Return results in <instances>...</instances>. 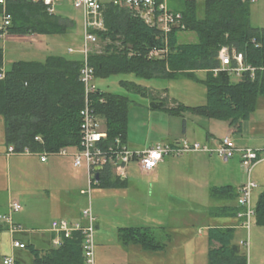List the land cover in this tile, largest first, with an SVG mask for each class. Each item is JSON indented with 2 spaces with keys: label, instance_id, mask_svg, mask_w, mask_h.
Returning a JSON list of instances; mask_svg holds the SVG:
<instances>
[{
  "label": "trees",
  "instance_id": "trees-1",
  "mask_svg": "<svg viewBox=\"0 0 264 264\" xmlns=\"http://www.w3.org/2000/svg\"><path fill=\"white\" fill-rule=\"evenodd\" d=\"M156 3L162 0H155ZM251 2L243 0H203L204 15L197 16L195 0H183L178 12L183 28L170 30L166 35L145 22L132 9L107 3L102 6L103 31H96L100 48L89 56L95 80L116 74H135L141 77H172L176 73L206 71L203 84L205 103L189 110L196 115L227 122L239 130L264 103V28L250 25ZM11 16L6 34L30 36L52 34L55 19L48 16L42 5L24 0H8L5 7ZM2 8L0 6V18ZM42 28V29H41ZM179 32H191L194 43H180ZM241 53L243 64L252 69L240 74L235 81L221 70L218 54L221 48ZM152 50H161L160 57L149 58ZM234 61L231 65L234 66ZM81 56L69 61L50 57L45 62L18 61L3 69L0 48V118L3 122V146L19 154L28 149L32 153H58L60 150L78 151L81 146L80 111L84 105V89L79 80ZM131 90L138 86L124 83ZM94 114L104 121L106 143L127 133L128 98L98 91L90 96ZM102 100V101H101ZM151 107L179 114L183 107L166 108L161 101ZM36 138H39L36 140ZM23 158V157H22ZM112 166H104L93 188H113L119 184L112 178ZM113 179V180H111ZM236 199L237 193L215 189ZM253 224L264 227V191L254 207ZM236 214V212H235ZM2 227L0 226V230ZM234 231L227 228L208 229L209 244L216 243L207 253L208 264H247L245 251L234 242ZM124 245L138 246L143 251H162L153 232L142 228L119 229ZM33 264H84L81 237L72 235L62 246L41 253L30 242L25 243Z\"/></svg>",
  "mask_w": 264,
  "mask_h": 264
},
{
  "label": "crops",
  "instance_id": "crops-1",
  "mask_svg": "<svg viewBox=\"0 0 264 264\" xmlns=\"http://www.w3.org/2000/svg\"><path fill=\"white\" fill-rule=\"evenodd\" d=\"M100 1L102 6L108 3V0ZM169 1L170 3L176 5H182L183 3V0H165L168 9L172 11L176 10L169 7ZM71 6L72 5L69 1H65L56 6L57 9L55 10L54 15H52L51 18L55 19L57 26L55 28H50L54 30L52 34H33L30 36L6 34V36L12 40L27 39L30 42L33 41V44H39L41 46V48L43 49L41 53H46L47 51L51 50L52 53H59L49 55L45 54L43 56L45 57L43 62H45L50 57H60L64 58L67 61H69V59H76V56H73V54L75 55V53H73L74 51L69 52V50L71 49L69 48V46L66 48V50H62V47H60L59 41L57 39H51L49 41L41 40L44 37L67 36L70 29L73 27L75 20L78 22L80 21V25H82L81 14L79 13V16V14L76 11L74 12L73 10L72 14V12L69 10ZM194 42H196V37L195 35L193 37V35L191 34H189L182 40L180 39V43L189 44ZM99 43L98 47L100 48ZM33 62L43 63L42 61ZM2 70H6L4 65ZM124 75H126L128 79L120 80L119 85L125 90L127 94L121 95L115 92H105L101 91L99 88L98 89L100 90V92L123 96L129 99L130 104L127 114V133L123 141L128 148L136 151H141L156 144L172 143L179 139H187L191 142H197L209 147H214L216 146L217 142L223 137H229L238 147H247L253 149H261L263 147L264 135L262 136L260 133H258L260 130L264 129L263 102L262 105L258 106L256 111L250 116L248 121L241 123L239 130L234 127H229L227 122L208 119L196 115L189 110L190 108L197 107L205 103L206 89L203 81L205 79L206 71L193 72L192 76H186V72L176 73L171 78L164 76H155L150 78L141 77L132 73ZM231 75L235 81H237L240 76H236L234 74ZM180 80L199 84L203 89L201 91L199 90V95L196 97L193 94H189L190 92L185 93L184 91H186V87L180 88L178 86V88H176L174 86L172 88L169 86V83L181 82ZM124 83L138 86L139 89L131 90L129 86H124ZM164 83H166L167 85L164 86ZM152 101H161L165 103L166 108H183L179 112V114H171L167 110L152 108ZM99 121L102 131L105 132L103 119L99 118ZM14 156L16 158H22L16 155ZM34 158L35 159H32L30 157L25 161H29L33 164L37 163L39 165L38 167L40 168L39 172L34 171L31 166L29 167L27 165L18 164V166L15 168L16 174L20 178L19 183L21 181L22 183L20 184L22 186H27V184L23 180H21L23 179V175L26 177H32L35 183L38 182L35 187L38 186L40 188L38 190L40 195L42 197H45L49 193V181L46 178L45 171L46 173L50 171V168L48 167H52L54 168V170H56V168L58 169V165H56L58 161L52 159L53 161L47 160L46 162L41 163L38 157ZM56 158H59V156H56ZM10 159L11 158H9L8 160ZM49 163H51L52 165H50ZM131 168V174L133 173L135 176H137V174L140 173V175H145L149 179L150 186L147 191L149 197L155 200L163 201V205L169 207L167 210V213L169 215L168 227L157 228L161 232L159 234L161 237H163L162 239H171V233H168L169 229H171L170 231L173 232V237L175 236V231L180 230L181 225H179V223L184 219L185 213L187 212V205L200 207L196 211L188 212L194 213L196 215L195 219H197L201 224L203 223L202 225H204L201 226L200 229L206 230V256L209 248L217 246L216 243L209 244L207 235L208 229H232L234 231V242L238 243V241L241 239L238 236V231H241L242 229L239 228V221L235 216L237 207L234 196H230L228 193L214 192L215 189L221 188L232 190L234 191V193L237 192L238 187H240L244 181V176L240 167L238 157H234L227 162H223L214 154L209 155L204 153L188 154L179 158L169 157L160 162L154 170L148 173L141 172L138 164L136 162H131L128 164L125 177L118 178L120 182L118 185H116V187L105 188L102 190H127L129 187H134L135 185H137L138 182L136 181V179L132 177L131 180L129 176ZM111 172L112 178H117L115 176L114 170H111ZM76 178L78 181L82 180L83 178H86L87 180V171L85 169L83 172L78 171V173L76 174ZM68 189L69 183L64 180L57 188L58 192H60L61 195L64 196L60 201V206L62 207L61 213L62 210H64L65 213H63V216L61 214L59 219L53 220L52 222L60 221L63 219L70 222L80 220V212L86 206L77 211L70 209L69 213L71 196ZM83 189L84 188H79L78 195L81 196L80 192ZM27 194V192H24L23 196L27 197ZM260 194H258L256 197L252 195V204L254 207L258 201ZM16 201L20 204L21 208L19 212L15 214H19L22 211L23 202H20L18 200ZM79 201L80 197H78V199L75 201L77 209H79ZM210 202H213V206L210 205ZM25 204L26 203L24 201V207L26 206ZM6 206L8 208L9 202H6ZM171 207H174L176 211H174V209H172ZM5 212H0V216ZM12 220L15 224L22 226L25 230V232L23 233L14 235V238L24 245L26 242H30L36 249L41 251V253H44L49 249H57L62 246L60 245L59 247H56L53 244L54 239L56 238V234H54L50 230L52 222L50 223L49 227L40 228L34 231L33 229H28L26 227L28 223L22 216L13 215ZM200 220H202V222ZM0 226L2 227L0 232H7V226L5 223L0 222ZM97 227L98 224H96L95 219L94 232ZM149 229L153 228L151 227ZM152 232L157 242L163 244L166 247V243L159 241L158 236H155V232L153 230ZM18 250L19 249L12 250V255H17V259H14V264H19L21 261L19 257H21L20 252L22 251L19 250V252Z\"/></svg>",
  "mask_w": 264,
  "mask_h": 264
},
{
  "label": "rangeland",
  "instance_id": "rangeland-1",
  "mask_svg": "<svg viewBox=\"0 0 264 264\" xmlns=\"http://www.w3.org/2000/svg\"><path fill=\"white\" fill-rule=\"evenodd\" d=\"M197 6V16L202 18L204 15L203 0H195ZM181 4H172L169 1V7L174 10H179ZM57 8H55L56 10ZM69 10L81 12L74 9L73 6ZM73 10V11H72ZM79 14V16H80ZM82 17V15H81ZM80 17V18H81ZM82 25L80 21L74 22L73 27L69 31V36H55V37H44L41 40L57 39L59 41L62 50H66L69 46L73 53V56H80L79 51L82 47V34H83V19ZM1 23V18H0ZM250 25L256 28H264V0H258L250 6ZM81 28V29H80ZM191 32H179V39L187 37ZM33 41L27 39L23 40H12L6 35L0 36V48L4 53L3 65L6 69L10 65L17 61L31 62V61H42L45 54H59L57 52L52 53L47 51L46 53L39 44H33ZM77 54V55H76ZM128 79L124 74L111 75L107 78L97 79L95 84L97 88L105 92H115L117 94H127L125 90L119 85L120 80ZM169 83L170 87L178 86L180 88L186 87L185 93L190 92L194 96L199 95V90L203 88L199 84L192 82L183 81ZM167 84L164 83V86ZM192 89V90H190ZM187 95V94H186ZM259 101V106L262 105V98ZM134 107V106H132ZM256 115V114H255ZM262 136L264 135V129L260 130ZM264 148V145L263 147ZM6 150L3 146V122L0 118V212L3 215L8 212L6 202L20 201L23 202L22 211L19 214H13L15 216H22L28 223L26 226L28 229L36 231L40 228H46L50 226L53 220L63 216L64 210L61 209L60 201L62 196L58 192L57 188L66 181L69 183L70 193V209L77 211L86 206L87 196L78 195L79 188H87V180L83 178L78 181L76 174L78 171L83 172L85 168L75 169L72 167L73 160L69 156L59 157L56 156L48 157V161L57 160L58 169L54 170L52 167L50 171L46 173L48 179L49 193L47 196L42 197L39 193V187H35L37 183L33 181L32 177H26L23 175V180L27 186H22L19 180L20 178L16 174L15 168L19 165L31 166L36 172L40 171L37 163L25 161L28 158L35 159L30 156H20L26 158H16L14 155L9 157L6 156ZM72 152V151H71ZM11 158L10 160H8ZM53 159V160H52ZM15 162V163H13ZM52 163V162H51ZM49 163L50 165H52ZM133 168V167H132ZM130 169L129 176L138 182L134 187H129L127 190H102L93 188L91 191V209L96 224L98 227L94 232V259L95 264H208L205 244V233L206 230H201L202 225L196 218L194 213L188 211H196L200 207L187 205L186 213L183 221L179 223L180 230L173 232L169 229L168 233H171V239H162L160 236L159 227H168V213L169 207L163 205V201L155 200L150 198L147 194L150 186V181L145 175L137 174L135 176ZM54 170V171H53ZM48 171V170H47ZM130 180V179H129ZM252 180L256 181L257 188L254 190V196L264 191V161L256 165L253 170ZM9 181V182H8ZM9 183V185H8ZM9 187V191H8ZM30 187V188H29ZM35 187V188H34ZM24 192H27V197L23 196ZM31 195H30V194ZM36 193V194H35ZM9 194V196H8ZM33 194V195H32ZM35 194V195H34ZM26 197V198H25ZM80 197L79 205H75V201ZM25 201V207H24ZM74 202V203H73ZM85 203V204H84ZM213 202L210 205L213 206ZM174 209V207H171ZM176 211V209H174ZM12 215V216H13ZM175 216V215H174ZM202 222V220H200ZM178 224V223H173ZM153 229H149V228ZM128 228H142L148 229L155 232V236H158V240L166 243V247L163 251H150L146 252L141 250L138 246L124 245L119 235V229ZM9 233L0 232V264L4 257L10 256L11 251V238ZM238 236L242 239L245 237L243 230L238 231ZM31 241V240H30ZM243 249V248H242ZM244 250V249H243ZM19 251V250H18ZM21 259L19 264H32V257L26 250H21ZM245 251V250H244ZM247 256L248 264H264V227L252 225L249 231V250ZM14 259H17V255L13 254Z\"/></svg>",
  "mask_w": 264,
  "mask_h": 264
},
{
  "label": "built area",
  "instance_id": "built-area-1",
  "mask_svg": "<svg viewBox=\"0 0 264 264\" xmlns=\"http://www.w3.org/2000/svg\"><path fill=\"white\" fill-rule=\"evenodd\" d=\"M8 0H0L2 8V17L0 23V36L6 35V28L11 23V16L6 12L5 7ZM31 4H40L43 6L47 15H54L55 8L58 4L69 1L74 9L81 12L83 19L82 47L79 51L81 55V67L79 80L84 89V105L80 111L81 121V146L78 151L60 150L58 153L38 152L32 153L28 149L22 153H15L10 147L6 152L7 157L11 155H20L27 157H38L41 163L47 161L48 157L70 156L73 160L74 168H85L87 171V188L83 189L80 194L87 196V205L80 212V220L70 222L68 220H60L52 222L50 230L56 234L54 245L59 247L64 239H70L72 235L78 234L81 237V250L84 258V264H95L94 259V225L95 218L91 209V191L96 185L94 180L97 166H112L117 178H124L128 164L136 162L141 172L148 173L154 170L157 165L164 159L173 157L179 158L188 154L204 153L214 154L223 162H227L234 157H238L241 170L243 172L244 181L237 189L236 195V218L239 221V228L244 233V239L238 241V245L245 250L246 255L249 250V231L253 225L255 215L254 206L252 204L253 191L257 188V184L252 180V172L257 164L264 161V148L253 149L247 147H238L229 137L221 138L216 146L209 147L197 142H191L187 139H179L172 143L156 144L145 150L136 151L128 148L121 138L116 137L111 142L106 143V134L102 131L99 118L94 114L91 108L90 96L98 91L95 84L94 69L89 63V56L96 51L98 47V38L94 34L96 31H103L102 4L100 0H24ZM255 3L258 0H243ZM116 6H123L132 9L137 14L144 13L142 17L146 23L147 15L153 14L155 17L154 26L166 35L172 30V26L181 25L182 16L180 13L168 9L165 0L156 3L155 0H108ZM149 24V23H148ZM69 52H72L70 49ZM164 53L161 50H152L149 58L160 57ZM221 62V70L239 76L244 71L250 70L243 64V56L241 53L231 51L226 47L221 48L218 54ZM234 61V66L231 62ZM264 69V67H263ZM3 72L0 73V78ZM102 101V100H101ZM39 138H36L38 140ZM21 206L17 201H11L8 206V212L0 216V222L7 226V231L11 238L12 250L24 249L25 245L14 238L15 234L25 232L22 226L17 225L12 220V215L19 212ZM11 250V251H12ZM3 264H14L15 260L11 253L10 256L4 257ZM248 264V262H247Z\"/></svg>",
  "mask_w": 264,
  "mask_h": 264
},
{
  "label": "water",
  "instance_id": "water-1",
  "mask_svg": "<svg viewBox=\"0 0 264 264\" xmlns=\"http://www.w3.org/2000/svg\"><path fill=\"white\" fill-rule=\"evenodd\" d=\"M143 16H144V13L141 14V17H143ZM154 20H155V17H154L153 14H149V15H147V22H148L149 24H151L152 26H154ZM172 29H173V30H175V29H179V24L173 25V26H172ZM102 169H103V168H102L101 166H97V167L94 168V171H95L94 180H95L96 182H98L99 179H100V178H99V175H100V172H101Z\"/></svg>",
  "mask_w": 264,
  "mask_h": 264
}]
</instances>
